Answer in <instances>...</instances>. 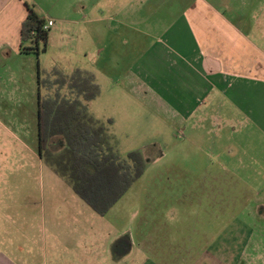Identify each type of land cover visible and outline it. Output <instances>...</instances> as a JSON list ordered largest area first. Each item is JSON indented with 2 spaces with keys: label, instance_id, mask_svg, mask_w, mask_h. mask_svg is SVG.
<instances>
[{
  "label": "crops",
  "instance_id": "obj_1",
  "mask_svg": "<svg viewBox=\"0 0 264 264\" xmlns=\"http://www.w3.org/2000/svg\"><path fill=\"white\" fill-rule=\"evenodd\" d=\"M239 2L51 0L45 9L34 0H0V55L19 52L21 24L30 8L37 15L39 11L44 23L53 22L48 41L73 28L78 47L88 43L93 50L95 69L111 77L120 105L139 106L135 114L127 112L128 106L122 108V130H142L148 127L145 120L154 119L176 131L177 141L182 137L171 150L174 160L153 172H148L147 154L142 152V158L139 151L128 152L127 163H137L141 173L101 214L115 221L114 239L108 243L113 264H135L138 254L142 258L137 264H215L224 261L231 247L238 248L237 260L244 258L252 245L259 254L254 232L264 225L246 218V201L261 192L262 186L255 185L264 183L263 171L254 150L241 144L247 141L248 125L264 135V19L261 14L246 16ZM37 136L39 142L38 127ZM48 137L43 152L49 150ZM162 151L156 158L165 155ZM218 151L221 159H216ZM132 152L138 158H131ZM55 177L74 191L73 180ZM226 180L244 190L233 202ZM217 183L225 185L221 199H216ZM125 198L126 214L120 219L117 205ZM258 205L256 213L264 220L263 204ZM71 213L34 203V242L24 246L29 256L14 260L0 248V264L102 262L101 239L87 244L86 230ZM40 226L52 240L49 252L45 243L39 249Z\"/></svg>",
  "mask_w": 264,
  "mask_h": 264
},
{
  "label": "rangeland",
  "instance_id": "obj_2",
  "mask_svg": "<svg viewBox=\"0 0 264 264\" xmlns=\"http://www.w3.org/2000/svg\"><path fill=\"white\" fill-rule=\"evenodd\" d=\"M34 1L40 8L47 9L51 5V0ZM232 1L243 2L245 7L241 10H245L246 16L261 14L264 19V0ZM29 5L34 10V5L31 2ZM37 12L38 15H44L39 11ZM151 14L154 15V13ZM262 22L264 23V20ZM72 30L73 28H69L68 31H65L64 28L62 35L57 34L54 38L50 37L45 49L39 42L38 49L28 53H23L21 50L18 53L7 50L0 55V248L14 260L21 255L29 256L30 250L27 248L30 247V243L34 242V203L37 202L39 208L42 206L45 210L61 208L73 210L71 218L77 219L79 226L86 230L84 238L87 239V244L91 245L94 241L97 244L100 239L102 241V257H99L102 262L99 264H113L108 243L110 244L111 240L114 239L115 221H110L112 223L110 224L107 217L106 219L94 211L75 191L55 177L61 175L60 172H55L52 161L59 155L65 154L67 144L65 133L51 135L47 127L51 117L49 114L54 106L56 111L57 106H61L63 100L68 101L70 103L69 109L75 110V112L85 111L89 116L104 124L111 135L113 133L118 134L116 140L112 138L111 143L108 141L110 147H105V150H109L107 154H104L105 156H109L113 152L115 157L119 158L118 160L127 162L128 152L139 151L142 158L145 153L147 154V159H145L148 161V172L166 166L168 160H174L176 154L171 150L175 148L182 137H179L177 141L176 131H172L166 126L162 127L154 119L145 120L148 127L142 130H122L121 128H125L122 125L126 123V120H118L120 114L126 115V111L122 108L128 106L127 112L135 114L139 106L137 104L135 106L120 105L123 101L119 94L114 91L111 77L107 73L95 69L93 62L96 56L93 50L88 47L90 46L88 43L84 47H78L74 38L76 36L75 31ZM81 51L83 52L81 53ZM76 72L94 74V78H96L94 81H97L99 91L93 98L84 99L70 89L69 79ZM123 95L120 94L122 97ZM39 100L42 102L44 117L42 125L45 128V136H50L46 143L47 148H49L46 158L43 156V152H41L42 155L40 153L37 136ZM159 131L163 135L168 134L167 136L158 135ZM244 134L249 143L244 140L243 145L240 144L243 148L248 146L254 150L252 156L257 159V166H261L263 171L261 179L264 181V135L258 130L255 132V129L249 125ZM160 151L165 155L156 158ZM132 153L130 156L137 158V155ZM148 153L150 154L148 155ZM221 153L220 151L217 152L216 159H221ZM81 160L84 163L85 159ZM137 169L139 170L138 167ZM226 181L229 185L227 194L230 195L229 190H231V202L236 199L232 197L237 194H244L243 188L238 190L239 186L235 185L233 181ZM259 186H262L263 191L261 190L256 196L257 200L248 199L251 196L247 197L248 216L246 218L251 223H263L264 225V220L262 218L261 220L256 213V209L260 208V205L255 206L257 203H261L264 208V183L255 185V188L257 189ZM187 187L189 188L187 191L190 192V187ZM224 187L223 184H216V199H221ZM126 201L125 198L117 205L119 208L117 215L120 214V219L125 217ZM134 201H137L136 197ZM83 210L86 211L85 214L82 213ZM174 210L178 214L183 213L178 205H174ZM76 212L78 214H75ZM69 217L68 215L67 219ZM21 224L23 225L21 226ZM94 228L97 232L95 234ZM94 235H96L95 238ZM254 235L260 240L259 242L254 240L260 250L258 255L254 254L252 245L247 248L248 254L246 253L244 258L240 257L237 260L235 256L238 248L231 247L224 261L218 263L215 261V264H264V226L258 233L254 232ZM51 242L49 232L46 229L42 231L40 226L39 249L41 250L42 243H45L49 252ZM22 247L24 251H22ZM26 250H29V253H26ZM39 255L40 257L43 256L41 251ZM141 258L138 254L135 258V264ZM239 260L241 262L238 263Z\"/></svg>",
  "mask_w": 264,
  "mask_h": 264
},
{
  "label": "trees",
  "instance_id": "obj_3",
  "mask_svg": "<svg viewBox=\"0 0 264 264\" xmlns=\"http://www.w3.org/2000/svg\"><path fill=\"white\" fill-rule=\"evenodd\" d=\"M43 25L44 19L30 8L20 28L21 52L28 53L38 49L39 42L45 49L48 30L43 29ZM68 84L73 92L84 99L93 98L99 91L93 75L87 72L84 74L76 72L69 79ZM69 104L68 101L63 100L61 106H57L56 111L53 105L52 116L47 123L51 135L57 133L66 135L65 154L59 155L52 161L53 167L55 172H60L61 176L73 180L74 191L96 212L103 214L120 198L132 180L141 173L142 167L137 163L131 166L124 160L120 161L114 153L105 156L104 154L109 151L105 150V147H110L108 141L111 143L112 140L108 128L85 111L75 112L69 109ZM38 105V135L41 153L43 152L42 143L45 142L46 136L42 125L43 111L40 100ZM43 153L46 158L49 152ZM135 154L138 158V154ZM83 158L84 163L81 160Z\"/></svg>",
  "mask_w": 264,
  "mask_h": 264
},
{
  "label": "built area",
  "instance_id": "obj_4",
  "mask_svg": "<svg viewBox=\"0 0 264 264\" xmlns=\"http://www.w3.org/2000/svg\"><path fill=\"white\" fill-rule=\"evenodd\" d=\"M53 22L52 21H48L47 23H44L43 25V29L48 30L50 26H52Z\"/></svg>",
  "mask_w": 264,
  "mask_h": 264
}]
</instances>
